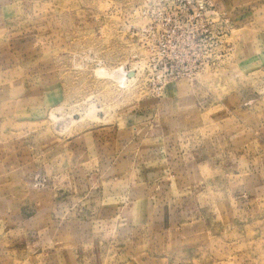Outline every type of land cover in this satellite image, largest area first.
<instances>
[{
  "label": "rangeland",
  "instance_id": "rangeland-1",
  "mask_svg": "<svg viewBox=\"0 0 264 264\" xmlns=\"http://www.w3.org/2000/svg\"><path fill=\"white\" fill-rule=\"evenodd\" d=\"M48 237L264 264V0H0V264Z\"/></svg>",
  "mask_w": 264,
  "mask_h": 264
},
{
  "label": "crops",
  "instance_id": "crops-1",
  "mask_svg": "<svg viewBox=\"0 0 264 264\" xmlns=\"http://www.w3.org/2000/svg\"><path fill=\"white\" fill-rule=\"evenodd\" d=\"M41 213L42 212H37L34 216V218H36V217H41L40 215H41ZM55 231V230H54ZM54 231H52V229H51V232H54ZM40 232V231H39ZM56 239L57 238H51V237H48L47 238V240L45 241V240H43L41 243H38L37 242V245H39L41 248L40 249H42V252H44V256L45 257H47V259L45 258V260L42 258V260H43V263L44 264H55V262L54 261H56V260H60V263L61 264H66L67 263V260L65 259V258H63V257H60V258H58V259H55V256H56V254H57V250H59L60 252L62 251V249L64 248V246H62V244H61V246H58V244H57V242H56ZM40 240V239H39ZM41 241V240H40ZM39 246H37V248H36V250L38 251V248H39ZM39 252V251H38ZM49 255V256H48ZM51 256V262H49V257ZM37 257H39V254H37ZM35 260V258L34 257H32V259H29V262L27 263V264H31V262L30 261H34ZM3 262V264H7V261L6 260H3L2 261ZM53 262V263H52ZM37 264V263H36Z\"/></svg>",
  "mask_w": 264,
  "mask_h": 264
},
{
  "label": "built area",
  "instance_id": "built-area-1",
  "mask_svg": "<svg viewBox=\"0 0 264 264\" xmlns=\"http://www.w3.org/2000/svg\"><path fill=\"white\" fill-rule=\"evenodd\" d=\"M176 8V7H175Z\"/></svg>",
  "mask_w": 264,
  "mask_h": 264
}]
</instances>
